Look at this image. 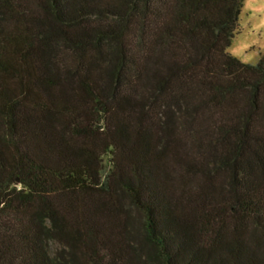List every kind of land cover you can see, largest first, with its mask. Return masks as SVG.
Returning a JSON list of instances; mask_svg holds the SVG:
<instances>
[{
    "label": "trees",
    "instance_id": "1",
    "mask_svg": "<svg viewBox=\"0 0 264 264\" xmlns=\"http://www.w3.org/2000/svg\"><path fill=\"white\" fill-rule=\"evenodd\" d=\"M244 2L0 0V264H264Z\"/></svg>",
    "mask_w": 264,
    "mask_h": 264
},
{
    "label": "rangeland",
    "instance_id": "2",
    "mask_svg": "<svg viewBox=\"0 0 264 264\" xmlns=\"http://www.w3.org/2000/svg\"><path fill=\"white\" fill-rule=\"evenodd\" d=\"M228 52L248 64H255L264 56V0H245L238 32Z\"/></svg>",
    "mask_w": 264,
    "mask_h": 264
}]
</instances>
